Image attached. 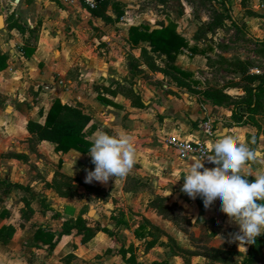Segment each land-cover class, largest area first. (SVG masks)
Instances as JSON below:
<instances>
[{
	"label": "crops",
	"instance_id": "obj_1",
	"mask_svg": "<svg viewBox=\"0 0 264 264\" xmlns=\"http://www.w3.org/2000/svg\"><path fill=\"white\" fill-rule=\"evenodd\" d=\"M118 1L123 2V0ZM54 2L60 12L63 11L62 8L64 7L74 8L78 12L82 9L83 14L81 16H83L84 21L89 20L92 24L100 25V28L104 30L103 32L100 31L99 40L105 45H101L98 49L95 45L91 46L86 40L88 35L82 33L78 36L81 42L84 40V46L80 45L78 50L61 48L60 50L54 49L51 51L42 38L37 40L36 45L25 44L30 36L25 29L23 32L15 28H11L10 31L6 28L0 29V53L6 56L5 67L0 70V155L9 149L16 156L18 155V157L24 159L19 162L5 158L3 161L0 157V227L11 224L15 228L11 238L6 243L0 242V264H64V258L69 254L73 256L69 264H126L121 259L118 248L122 245L124 247L136 246V241L140 240L133 233L140 222H136V225L130 231L125 229L129 217L127 210L141 212L140 205L134 201L137 192L125 189L123 187L124 177L119 176L109 177L106 182L92 181L86 183L84 180L85 170L90 171L94 167L90 162L91 158L88 153L83 154L73 149L66 153H57L54 151V144L49 141H30L31 135L25 128L26 122L34 120L42 123L44 115L54 98H58L62 103L68 105H79L92 116L90 123L96 126L89 137L90 140H93L100 130L112 134L123 129L129 134L135 146L134 163L140 164L143 169H148L146 163H149V160L146 151H150V142L154 140L156 135L173 134L185 139L202 138L204 135L200 131L201 120L208 118V115L214 117L215 114H218V111L215 110L212 102H208L209 99L207 98H205L204 103H195L194 99H197L198 96L196 91V93L187 92L185 84L177 82L174 78H168L164 75L165 72L163 73L160 70L157 72V69L148 68L141 61L140 47L131 46L126 35L127 28L130 25L140 24L129 23L124 29V36L119 37L108 27H112V25L119 26V23L125 17L122 15L119 18L120 21L115 20V15L109 7L105 9L102 15H91L78 3V0L68 5L59 4L55 0ZM258 4H263V6L258 7ZM254 9L264 11V3L258 1L254 5ZM177 32L188 43L186 36L179 31ZM10 34L11 37H9ZM142 46L148 50V54L152 58L154 56L163 59V56H157L149 51L147 43H143ZM189 46L196 48L195 45ZM22 47L33 49L29 57L24 56ZM129 48H135L137 55H133ZM123 49L127 51H123ZM182 51L187 50L183 49ZM190 51L192 52V50ZM190 51L187 52L192 54ZM181 53L176 56L173 65L194 73L192 65L188 67L189 69L180 67L181 58L183 57ZM75 54L79 56V59L74 62ZM121 54H123V58H121ZM128 55L139 59L144 69L147 70L146 72L154 80L143 81L140 86L133 84L127 64ZM106 60L107 62H105ZM153 61L155 63L154 59ZM72 63L79 66L78 71L80 73L75 79L68 74ZM140 65H138V68H143L139 67ZM163 66L162 70H168L166 63ZM151 70L155 71L152 72ZM191 79L192 87L202 89L200 85L202 81L195 80L192 74ZM169 88H174L180 97L171 94ZM129 90L140 97L142 107L132 105L131 97L127 94ZM223 92L231 97L229 91L223 90ZM20 102L22 104H19ZM228 120L230 124L213 129L211 138L204 137L207 144L219 137L229 135L237 143L248 146L246 136L254 134L256 128L235 121L230 116ZM177 160L180 159L177 158ZM45 162L47 167L44 169L43 164ZM12 170L15 172L13 173ZM55 171L72 180L76 178L83 185L97 188V192L107 194L110 199L121 198L126 204L124 210H127L121 211L120 215L124 214L126 224L117 223L120 217H114L111 214L113 209L107 210L100 206V208H95V211L84 212L83 208L86 201L81 195V190L72 184L70 189L73 193L70 195H61L53 187L47 186V183H51ZM37 172H40V175H37ZM9 174H11V182L14 187L13 190L10 188V191L7 189L9 180H6ZM34 174L35 177H33ZM14 184H20L22 187ZM37 186H39L38 189H36ZM16 191L21 192V196L24 194L33 197L40 195L44 199V203L57 209L60 216L58 218L53 217V211L44 209L39 200L41 206L37 207L36 210L35 207L29 205L28 217H22L21 209H14L11 204V196ZM89 195L95 197L93 192ZM2 211H5L3 215L1 214ZM118 211L116 214H118ZM143 212L144 208H142ZM78 215L88 218L91 226L97 222L100 226L108 228L112 234L108 235L96 231L94 236L84 244L80 243L79 239L72 234H63L57 238L60 223L65 219L75 218ZM147 220L157 227L162 234H164V230L174 236L172 246L175 245V247L182 249L183 246L178 241L180 230H174L169 226L162 229L160 225L151 222L149 219ZM38 227L54 233L55 244L52 248H48L47 245L39 241H34L33 234ZM147 229H150V226H147ZM124 236H127V238H124ZM149 239H151L150 236L146 238V240ZM159 240L158 237L153 246L144 247V249L147 251L156 244H160ZM142 241L144 244L145 240L142 239ZM110 248L111 250H109ZM246 250L245 243V251L242 252V255ZM182 251L190 255V262L188 260L190 264L204 260L203 254L193 252L191 249L184 247ZM175 254L176 252H171L168 249L161 259L151 261L177 264V260L180 259H176L178 256ZM242 255L235 264H239ZM181 264L184 263L181 262Z\"/></svg>",
	"mask_w": 264,
	"mask_h": 264
},
{
	"label": "rangeland",
	"instance_id": "obj_2",
	"mask_svg": "<svg viewBox=\"0 0 264 264\" xmlns=\"http://www.w3.org/2000/svg\"><path fill=\"white\" fill-rule=\"evenodd\" d=\"M258 1L264 3V0H123L122 10L125 19L121 20L119 26L112 25L108 29H112L116 36L123 37L124 29L129 23H137L148 28L174 23L176 30L186 36L189 45H195V50L197 49L195 52L186 49L192 54L182 51L180 67L189 69L188 67L192 65L194 73H190L195 80L202 81L200 84L202 89L227 90L232 98H239L246 95L242 90L243 85L256 83L250 82L248 79L250 75L264 74V11L254 9ZM78 3L91 15L98 11L97 9L93 13L84 6L83 2L78 0ZM56 5L54 0H0V14L5 19L2 28L10 31L11 29L8 28L10 23H22L19 25H23L30 34L25 44L36 45L37 40L42 38L51 51L61 48L78 50L80 45L84 46V40L81 42L78 36L82 33L88 35L86 40L91 46L95 45L98 49L101 45H105L99 40L100 31L104 30L100 28V25L92 24L89 20L84 21L81 16L82 9L78 12L74 8L64 7L60 12ZM133 49L129 48L130 52L137 55V50ZM123 51L127 50L123 49ZM122 56L123 54L121 58ZM77 59L79 56L75 54L74 62ZM153 59L157 65V72L159 70L165 72L164 75L168 78L176 77L177 74L170 68L166 67L168 70H162L164 59L154 56ZM139 67H143V64ZM78 68V65L72 63L68 71L71 78L78 77L80 73ZM146 71L144 67L135 69L132 83L140 86L143 81L154 80ZM191 81V77L185 78V89L187 92L198 93L197 99H194L195 103H204L206 99L203 95L201 96L202 93L200 94L202 89L192 87ZM168 90L171 94L180 97L174 88ZM208 102L212 101L208 100ZM212 105L218 111L214 117L207 116L211 119L213 129L230 124L228 117L231 107L223 104ZM254 116L259 124V135L255 145L257 152L255 151L254 159L247 168L249 172L258 174L264 172V95L259 98V107ZM164 137L156 135L150 142V151H146L149 160V163H146L148 169H143L140 164L134 163L129 172L123 176V187L137 192L134 201L140 205L141 210V212H131L126 209L129 217L125 229L130 231L136 222H142L146 218L160 225L162 229L169 226L174 230H180L178 241L183 246L182 249L186 247L204 255V260L194 264H224L231 261L237 263L240 255L245 251V244L240 246L232 239V234L238 231V226L218 210L217 202L213 201L209 207L205 208L201 198H189L181 191L185 161L177 160L166 145ZM246 141L249 142L247 138ZM0 157L3 161L5 158L19 162L24 160L9 149ZM46 164V162L43 164L44 169L47 167ZM203 164L204 167L212 165L210 162ZM12 172L15 171L12 170ZM37 175H40V172H37ZM6 180H9L8 191L10 188L13 190L11 174ZM68 183L81 190V195L86 201L84 212L95 211V208L101 206L103 209H113L111 214L114 217H120V212L126 211L124 210L126 204L121 198L110 199L107 194L97 192V188L83 185L76 178L69 180ZM91 192L95 194V197L89 195ZM21 195V192L16 191L11 196L14 209H24L32 205L37 210V207L41 206L40 195L35 197ZM155 197L159 199L152 201ZM200 203L203 206L202 214H198ZM142 208H144L143 213ZM117 211L118 214H116ZM153 233L152 237L158 236L160 244H156L147 251L144 249L143 241L141 242L142 239L136 241L134 249L139 263L161 259L169 249L171 252H176L175 255L178 256L176 259H180L177 260V264L181 262L190 264V255L175 245L172 246L174 236L164 230V234L154 230ZM253 264H264V246L261 256L256 257Z\"/></svg>",
	"mask_w": 264,
	"mask_h": 264
},
{
	"label": "trees",
	"instance_id": "obj_3",
	"mask_svg": "<svg viewBox=\"0 0 264 264\" xmlns=\"http://www.w3.org/2000/svg\"><path fill=\"white\" fill-rule=\"evenodd\" d=\"M80 1L83 2V0ZM223 4L226 5L225 1H223ZM107 7L112 10V13L115 15V20H119V18L123 15L122 3L118 0H103L97 8L92 9L91 11L94 13V11L98 9L95 14L102 15ZM8 28H15L20 32L24 31V27L15 22L10 23ZM126 35L131 46L140 47L141 61L145 63L148 68L156 69L157 67L152 56L148 54V50L142 46L143 43H147L149 51L152 53L157 56H163L167 67L177 74L176 77H174L177 82L184 84L185 78L191 77V73L189 71L182 70L173 65L176 56L181 53L183 49H189L192 50V52H195V48L189 47L186 39L176 31L174 23L158 25L151 29L141 25H130L127 28ZM22 50L25 57H29L33 51L30 47H22ZM5 60L6 56L0 53V70L4 69ZM127 64L130 76L133 77L135 75L133 71L138 69V65H140L141 62L132 55H128ZM248 79L250 82L255 81L256 83L253 85H243L242 90L246 95L239 98H232L218 89L206 88L202 90L201 93L205 98L211 100L213 104L230 106V117L233 120L240 121L242 124H248L256 128V132L254 134H248L246 136L249 140V142H247L248 147L252 150L254 155L255 145L259 135V124L257 123L254 115L259 107V98L264 95V74L250 75ZM127 94L131 97L132 105L142 107L140 97L135 92L129 90ZM41 113L42 112L40 111V114ZM91 120L92 116L79 105H68L66 103H62L58 98H54L44 115L43 122L39 123L34 120H28L25 124V128L31 135L30 141H49L54 144V151L57 153H66L70 149H73L84 154L88 151L90 142L92 141L89 137L96 127L94 124L90 123ZM252 161L253 160L247 162V164ZM211 167H213V165L207 166V168ZM248 179L251 180L252 176H249ZM69 180L72 179L58 171H55L51 183H47L46 185L53 187L61 195H70L73 191L70 189V185L68 183ZM14 185L22 187L20 184ZM158 199L159 197H155L152 201ZM40 201L44 209L53 211V217L58 218L60 216L57 209H54L49 204L44 203L43 198H40ZM202 207V203H200L199 214L202 213ZM28 208L21 209L22 217H28ZM3 212L5 211L1 212L2 215ZM160 214L163 215L162 213ZM120 222L126 224L124 214H121L120 218H118L117 223ZM147 226H150V229H147ZM14 230L15 228L11 224L2 225L0 227V242L6 243L11 238ZM153 230L158 231L157 227L150 224V222L144 218L142 222H140L133 230V233L136 238L145 240L144 247L149 248L153 246L158 239V236L152 237L154 234ZM96 231H101L108 235L112 234L111 230L108 228L100 226L97 222L91 226L88 218L78 215L75 218L65 219L60 223V230L57 233V238L63 234H72L79 239L80 243L84 244L94 236ZM54 236L53 232L45 230L42 227H38L33 234V239L34 241H39L42 244L47 245L48 248H52L55 244ZM149 236L152 238L146 240ZM246 246L247 250L242 255V259L239 261V264H253L254 259L261 256L262 247L264 246V233L255 237L253 242L246 243ZM134 251L135 249L133 245H129L127 247L122 245L118 248V253L124 263L143 264L137 261ZM72 257L73 256L71 254L65 256L64 264H69ZM148 264L167 263L164 261H151ZM224 264H235V262L231 261Z\"/></svg>",
	"mask_w": 264,
	"mask_h": 264
},
{
	"label": "clouds",
	"instance_id": "obj_4",
	"mask_svg": "<svg viewBox=\"0 0 264 264\" xmlns=\"http://www.w3.org/2000/svg\"><path fill=\"white\" fill-rule=\"evenodd\" d=\"M87 153L94 167L85 170V182H106L109 177H123L129 172L134 164L135 146L123 129L112 134L100 130ZM253 159L246 144L224 135L211 141L199 156L189 157L181 178V191L189 198H201L205 208L217 202L218 210L238 226L232 239L240 246L264 233V172L248 171L247 162ZM203 160L213 167H204Z\"/></svg>",
	"mask_w": 264,
	"mask_h": 264
},
{
	"label": "built area",
	"instance_id": "obj_5",
	"mask_svg": "<svg viewBox=\"0 0 264 264\" xmlns=\"http://www.w3.org/2000/svg\"><path fill=\"white\" fill-rule=\"evenodd\" d=\"M59 4L68 5L73 3L75 0H55ZM103 0H83L84 6L88 10L97 8V6ZM263 4H258V7H262ZM200 131L206 138H211L213 136V126L209 118L203 119L200 122ZM196 138V139H185L178 137L173 134L165 135L164 141L166 145L173 151L176 158L180 160L188 159L189 157L196 155L199 156L203 151L207 149L206 139ZM202 163H208L207 160H203Z\"/></svg>",
	"mask_w": 264,
	"mask_h": 264
},
{
	"label": "water",
	"instance_id": "obj_6",
	"mask_svg": "<svg viewBox=\"0 0 264 264\" xmlns=\"http://www.w3.org/2000/svg\"><path fill=\"white\" fill-rule=\"evenodd\" d=\"M3 25H4L3 17H2V15L0 14V29H2Z\"/></svg>",
	"mask_w": 264,
	"mask_h": 264
}]
</instances>
